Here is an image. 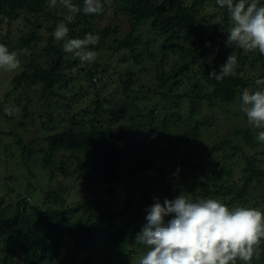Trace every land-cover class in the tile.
<instances>
[{
    "label": "trees",
    "instance_id": "16d2710c",
    "mask_svg": "<svg viewBox=\"0 0 264 264\" xmlns=\"http://www.w3.org/2000/svg\"><path fill=\"white\" fill-rule=\"evenodd\" d=\"M49 3L0 0V26L11 29L0 44L22 50L23 66L0 101V157L6 159L0 264H57L64 250L71 255L62 264H130L146 250L136 238L148 209L178 195L264 213V144L255 139L260 129L237 125L222 139L213 132L219 117L204 115L230 112L243 90L264 79V55L226 46L232 26L226 9L216 0H111L100 14L81 11L67 24L66 39L99 36L98 44L88 46L96 61L83 64L54 39L66 9L58 0L53 11ZM73 3L82 9L84 0ZM127 21L130 31L123 33ZM145 27L155 36L153 44L145 43ZM43 32V52L31 50ZM106 51L112 53L104 57ZM234 51L235 74L221 81L210 76ZM119 56H126L122 65H135L119 72ZM113 88L123 101H116ZM140 97L158 101L141 108ZM83 102L86 108L75 112ZM4 105L18 111L8 116ZM35 168L45 171L47 190L40 182L34 187L40 173ZM71 180L101 193L69 202ZM119 184L127 190L123 202ZM20 185L25 194L13 197ZM172 218L166 216L165 224ZM249 264H264V240Z\"/></svg>",
    "mask_w": 264,
    "mask_h": 264
},
{
    "label": "clouds",
    "instance_id": "9594fccd",
    "mask_svg": "<svg viewBox=\"0 0 264 264\" xmlns=\"http://www.w3.org/2000/svg\"><path fill=\"white\" fill-rule=\"evenodd\" d=\"M58 0H50L49 7H56ZM111 0H84L82 9L73 0H59L66 9L64 20L54 29L56 41H64L67 53H74L82 63H93L97 53L89 49L96 45L99 36L91 33L83 39H66L75 14H100ZM220 9H226L231 21L227 30L226 46L240 48L247 53L258 50L264 55V6L259 0H216ZM220 24L218 21L214 22ZM17 51H9L0 44V70L16 71L21 67ZM237 56L231 53L220 67L219 73L211 72L217 81L235 74ZM264 85V79L257 80ZM8 116L18 111L15 106L4 105ZM241 111L246 114L249 124L260 129L255 139L264 143V89L249 92L243 90ZM174 214L165 224L164 218ZM147 224L138 234L136 242L145 246L138 264H236L237 260L249 264L264 240V213L257 208L237 207L229 210L215 199H201L192 202L184 195L174 200H158L149 209Z\"/></svg>",
    "mask_w": 264,
    "mask_h": 264
},
{
    "label": "rangeland",
    "instance_id": "374dc122",
    "mask_svg": "<svg viewBox=\"0 0 264 264\" xmlns=\"http://www.w3.org/2000/svg\"><path fill=\"white\" fill-rule=\"evenodd\" d=\"M52 10L56 11V9L54 7L52 8ZM18 24L20 26H24L23 20H21ZM109 25H112L111 20H109V23L106 22V26H109ZM121 28H122L123 33H128L130 31L129 22L127 21L126 23L121 24ZM10 30L11 29L6 25L0 26V34H1L0 41L3 38H7L8 32ZM27 30L28 29H25V31H27ZM141 33L145 36V39H146L145 43L146 44L147 43L153 44L155 36H154V34H151V28L150 27H145ZM20 35H18V38H20ZM40 38H41V41H39V42L37 41V43H35V45H32V47H31V50L33 49L39 53L43 52V50L47 44L48 34L43 32V33H41ZM110 53H112V51H106V52H104L103 56L107 57V55H109ZM30 54H31V52H29L27 54V56H29ZM125 58H126V56H119V57L115 58L114 62L116 63V68L119 66V68H118L119 72L125 71L126 67L129 64L135 65L134 60H131V63H130V60H127L126 61L127 64L125 63L124 65H122L123 61H125ZM83 64H85V63H83ZM166 65L172 66L171 63H168ZM22 67L23 66L21 63V67L16 71L6 72L3 70H0V101L3 100V98L6 94V91L8 90V88L10 86V81L13 80L15 75H17L18 73L21 72ZM83 76H81V79H80L82 81L84 80ZM95 79H97V78H95ZM144 79H145V81H149L150 78L146 76V78H144ZM110 88H112V86ZM262 89H264V85H258V84L253 85V83L248 88L249 92H254V91L262 90ZM111 92L115 95L117 102L123 101L124 96H123L121 91L117 92L113 88ZM108 94H110V92ZM157 101H158V99H156V100L152 99V100L146 101L142 97L137 99V103L141 108H144L146 106L148 108H152L154 105L157 104ZM87 102L89 103V105H92V98L89 99V101H87ZM88 103L83 102L80 106H75L74 111L77 112V111H79V109H85ZM113 103H115V102H113ZM235 113H237L238 117H235L236 116ZM204 115L206 117L207 116H209V117L215 116V115H217L219 117V119H220L219 124L221 127L219 126L218 128L213 129V132L219 131L220 138H222V139L230 136V133L232 132L234 126L241 125V127H243V128H251L252 127L247 120L246 114L241 111V100H239L238 105L236 107H233L230 112H227V111L222 110V109H217V110L206 112ZM175 133H176V131H175ZM231 138L234 139L235 137L233 136ZM263 148H264V146H262L261 149H259V152H262ZM0 160H1L0 162H2V164L0 165V197H4L6 190H5V186H4L5 182H4L3 173H4V169L6 168V159L3 156H1ZM19 162H20V166L24 165L22 163L23 161L20 160ZM9 167L12 168V162L8 163L7 168L9 169ZM35 171L36 172L39 171L40 173L38 175V179L35 181H32L34 187L36 186L37 182H40L42 189L44 188L47 190L49 188V181L47 179L45 171H44V173L43 172L41 173L39 168H35ZM66 184H67V188H69V190H70V195L68 196L69 202H74V203H76L78 201L86 202V201L92 200L95 197H98V194L101 193L100 192L101 189L93 188L91 185L82 184L80 182H76L73 180L67 181ZM86 188L88 190H86ZM116 189H117V193L119 194V199L123 202L125 200L124 198H125L126 193H127V190L125 189V184H123V185L119 184ZM106 190H107V188L103 189V192H105ZM18 192L25 194V188H23L22 185L17 186L16 194L13 195V197H16ZM262 192L263 191H259V192H257V194H260ZM70 255H71V253L68 254L66 252V250H64L63 255L60 257V260L57 264H62L67 259V257ZM134 258H135L134 261H130V264H138V261L140 259L139 255L135 256Z\"/></svg>",
    "mask_w": 264,
    "mask_h": 264
}]
</instances>
